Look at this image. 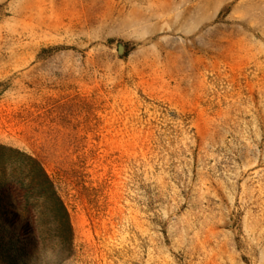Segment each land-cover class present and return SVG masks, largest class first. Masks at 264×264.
Masks as SVG:
<instances>
[{"label": "rangeland", "instance_id": "374dc122", "mask_svg": "<svg viewBox=\"0 0 264 264\" xmlns=\"http://www.w3.org/2000/svg\"><path fill=\"white\" fill-rule=\"evenodd\" d=\"M18 152L75 234L30 264H264V0H0Z\"/></svg>", "mask_w": 264, "mask_h": 264}, {"label": "trees", "instance_id": "16d2710c", "mask_svg": "<svg viewBox=\"0 0 264 264\" xmlns=\"http://www.w3.org/2000/svg\"><path fill=\"white\" fill-rule=\"evenodd\" d=\"M18 154L9 178L0 168V264H30L48 248L65 262L75 255L68 205L42 163Z\"/></svg>", "mask_w": 264, "mask_h": 264}]
</instances>
